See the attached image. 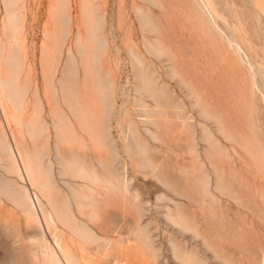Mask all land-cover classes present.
Here are the masks:
<instances>
[{
	"label": "rangeland",
	"instance_id": "1",
	"mask_svg": "<svg viewBox=\"0 0 264 264\" xmlns=\"http://www.w3.org/2000/svg\"><path fill=\"white\" fill-rule=\"evenodd\" d=\"M0 264H264V0H0Z\"/></svg>",
	"mask_w": 264,
	"mask_h": 264
}]
</instances>
